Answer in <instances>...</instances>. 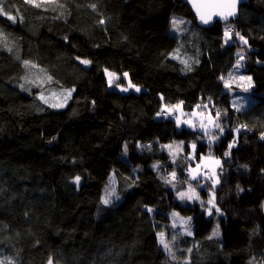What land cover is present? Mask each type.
Listing matches in <instances>:
<instances>
[{
    "label": "trees",
    "instance_id": "16d2710c",
    "mask_svg": "<svg viewBox=\"0 0 264 264\" xmlns=\"http://www.w3.org/2000/svg\"><path fill=\"white\" fill-rule=\"evenodd\" d=\"M0 12L3 264H264V0L211 28L186 0H0ZM239 54L253 83L242 107L225 86ZM106 71L143 90H116ZM167 76L219 112L214 141L161 114L181 102ZM65 91L63 108L45 100ZM177 143L194 159L171 162ZM207 155L222 161L219 184L193 179L200 201L180 198ZM175 212L193 215L191 234Z\"/></svg>",
    "mask_w": 264,
    "mask_h": 264
},
{
    "label": "rangeland",
    "instance_id": "374dc122",
    "mask_svg": "<svg viewBox=\"0 0 264 264\" xmlns=\"http://www.w3.org/2000/svg\"><path fill=\"white\" fill-rule=\"evenodd\" d=\"M173 33L176 34L175 29L173 30ZM241 54L238 56V60L240 63V66L237 67V61L235 63V67L233 70L227 75L225 86L226 89L231 93V102L234 106L237 105V107H242L245 103V94L249 92V90L253 87L252 78L251 76L245 72L243 69V59H241ZM36 72V71H35ZM111 73L113 76H109L108 74ZM106 76L108 81L111 79V84H117L116 90L127 93V92H136L139 93L143 90V88L133 84L129 78V75L127 77L119 74H114L110 71H106ZM38 79H40V75L37 76ZM45 77V76H44ZM120 77L122 78L123 82H119ZM248 78H251L250 80ZM47 79V78H46ZM119 82V83H118ZM164 82L172 87L175 91H178L181 97V102L174 107L166 108L163 113V115L170 113L173 117H175L177 121V125L179 128L181 127H189L193 129H198L199 132L202 134V136L207 137L210 141H214L216 137L219 134V131L221 130V125L218 121V113H213L210 105L203 104L200 102L199 97L196 93L191 92L188 90L186 83L181 79H176L173 77H165ZM129 83L133 85V87H129ZM123 88H128L127 91H122ZM139 89L137 91L136 89ZM72 94V90H70ZM70 97V93L68 91L65 92H56L49 94L45 97V100L55 106L56 109H60L61 106H64ZM184 104L191 105L190 109L184 108ZM235 107V108H237ZM63 108V107H61ZM242 109V108H240ZM238 108V110H240ZM219 125V127H217ZM194 149L195 147L192 145L191 150L189 152H185V149L182 148L181 143L173 144L169 146V152L171 154L172 161L175 165H177V161L179 158L184 159H191L194 156ZM182 151L185 153L184 156H182ZM180 159V160H181ZM194 159V158H193ZM184 161V160H183ZM219 161V163H217ZM193 162V160H192ZM221 159L217 158L215 156L207 155L202 156L201 161L199 163H196L193 167H189V170L185 172L187 175L184 181L178 180L175 186L179 189V197L185 198L189 201H200V195L198 193V186L196 185L197 182H194L193 179L200 178L199 182L200 184H206L207 181L212 184L213 187H216L219 184V166L221 164ZM177 168V166H175ZM177 173L175 172L174 179L177 180ZM110 192H113L114 195L109 196L110 202L116 198L117 195V189H116V180L115 177H110L109 183L105 189L104 192V198L106 195ZM183 194V195H181ZM213 194L209 195L208 203L210 207L208 208V216L213 214L212 207L213 204ZM172 217V224L174 226V229L176 231H180L182 233H192L193 232V215H182L180 213H173L171 215ZM214 233H218V235H214ZM220 232L217 228V224H215L212 236H219ZM159 239L161 240V237L159 236ZM170 246V245H169Z\"/></svg>",
    "mask_w": 264,
    "mask_h": 264
},
{
    "label": "water",
    "instance_id": "95a60500",
    "mask_svg": "<svg viewBox=\"0 0 264 264\" xmlns=\"http://www.w3.org/2000/svg\"><path fill=\"white\" fill-rule=\"evenodd\" d=\"M186 2L195 16L197 24L204 28H211L217 22L236 21L239 18L241 6L247 4L248 0H237L232 15H227L228 12L233 11L231 0H186ZM204 20L208 22L205 23Z\"/></svg>",
    "mask_w": 264,
    "mask_h": 264
},
{
    "label": "snow or ice",
    "instance_id": "6c2138e0",
    "mask_svg": "<svg viewBox=\"0 0 264 264\" xmlns=\"http://www.w3.org/2000/svg\"><path fill=\"white\" fill-rule=\"evenodd\" d=\"M236 2H237V0H231V8L233 9V11L228 12L227 15H232V14L234 13V9H235V4H236ZM37 6H39V5H37ZM0 14H3V13L0 12ZM225 18H226V17H225ZM8 19L14 21L15 18L12 17V16H8ZM202 19H203V17H202ZM101 22H103V21H101ZM204 22L207 23L208 21H207V20H204ZM175 24H176V21L173 20V25L175 26ZM228 35H229V32L226 31V32H225V36L227 37ZM236 35L239 36V33H237ZM240 39L243 40L244 38L241 36ZM245 43H246V41H245ZM241 59H243L242 56H241ZM26 63H27V62H26ZM81 63L88 64L89 61H87V60H83V61H81ZM239 66H240V63H239V61H237V67H239ZM108 75H109L110 77L113 76V74H111V73H109ZM127 75H128L127 73H124V76H125V77H127ZM248 79L250 80L251 78H248ZM111 83H112V80L110 79V80H109V84H111ZM226 86H227V85H226ZM129 87H133V85H131V83H129ZM127 90H128V88H123V89H122V91H127ZM136 90L139 91L138 88H137ZM217 127H219V125H217ZM231 147H232V145H229V148H231ZM225 155H228V153L226 152ZM217 163H219V161H217ZM173 176H175V173H173ZM75 180H76V182H79L80 177L77 176V177L75 178ZM111 195H114V193H113V192L108 193V194L106 195V197L104 198L103 203H105V204L110 203L109 196H111ZM181 195H183V194H181ZM149 211H151V209H149ZM217 211H219V210L217 209ZM189 234H191V233H189ZM159 235H160V237H161L160 242L163 244V246H164L165 249H168V248H169V245H168V243H166V242L164 241V239H163V233H160ZM214 235H218V233H214ZM0 264H3V262L0 261Z\"/></svg>",
    "mask_w": 264,
    "mask_h": 264
},
{
    "label": "crops",
    "instance_id": "0c3cea01",
    "mask_svg": "<svg viewBox=\"0 0 264 264\" xmlns=\"http://www.w3.org/2000/svg\"><path fill=\"white\" fill-rule=\"evenodd\" d=\"M167 77H170V76H167ZM169 86V85H168Z\"/></svg>",
    "mask_w": 264,
    "mask_h": 264
},
{
    "label": "bare ground",
    "instance_id": "6f19581e",
    "mask_svg": "<svg viewBox=\"0 0 264 264\" xmlns=\"http://www.w3.org/2000/svg\"><path fill=\"white\" fill-rule=\"evenodd\" d=\"M189 105V104H188ZM221 165V164H220Z\"/></svg>",
    "mask_w": 264,
    "mask_h": 264
}]
</instances>
